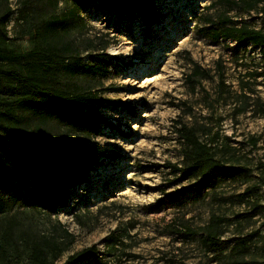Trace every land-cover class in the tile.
Segmentation results:
<instances>
[{
	"label": "rangeland",
	"instance_id": "374dc122",
	"mask_svg": "<svg viewBox=\"0 0 264 264\" xmlns=\"http://www.w3.org/2000/svg\"><path fill=\"white\" fill-rule=\"evenodd\" d=\"M9 3L5 48L28 51L24 7L20 0ZM260 8L248 11L240 0H155L159 18L149 25L95 5L83 9L85 27L72 41L83 65L104 71L82 69L72 84L97 98L128 102L133 111L105 102L94 106L112 124L95 132L84 120L43 123L57 143L99 154L83 182L70 184L66 203L52 210L36 203L20 160L0 155V234L5 220L15 223L7 257L26 264L28 239L45 237L58 244L49 264L91 246L99 258L94 264H264V57L252 45L212 35L234 25L264 33ZM115 48L120 53H112ZM194 66L210 78L192 87ZM36 123L30 118L25 124ZM181 124L232 168L217 171L213 187L197 190L202 176L183 170L185 147L176 133ZM188 187L194 190L169 199ZM212 221L218 241L204 245L201 235ZM240 239L249 249L232 255Z\"/></svg>",
	"mask_w": 264,
	"mask_h": 264
},
{
	"label": "trees",
	"instance_id": "16d2710c",
	"mask_svg": "<svg viewBox=\"0 0 264 264\" xmlns=\"http://www.w3.org/2000/svg\"><path fill=\"white\" fill-rule=\"evenodd\" d=\"M67 1L20 0L24 7L21 17L29 24L28 37L32 47L24 52H9L5 48L8 40L5 25L11 16V7L9 0H0V155H13L20 160L24 171L31 177V191L36 203L46 210L66 203L70 184L83 182L96 166L99 154L95 150L88 152L77 146L57 143L46 136L43 123L57 117L74 126L84 120L89 130L95 132L101 124L109 127L112 124L94 106L105 102L128 112L133 111L128 102L97 98L91 91L81 90L72 84L82 69L90 75L104 71L99 65H83L82 51L72 41V34L85 27L80 12L89 5H95L116 13L119 19L132 21L138 17L147 25L157 22L159 18L155 0H71L69 5ZM240 1L248 11H255L258 5L264 7V0ZM64 2L65 7L59 9ZM222 23L228 24L224 20ZM212 35L216 39L223 35L238 44L252 45L264 57V33L261 30L234 25L215 31ZM103 56L108 60H117L113 55ZM207 78H210L208 71L194 66L188 83L193 87L198 84V79ZM220 85H224L221 78ZM30 118L37 121L31 127L26 125ZM176 133L185 147L183 170L195 171L202 176L197 190L213 187L217 171H233L214 158L211 147L199 141L193 128L181 124ZM171 167L181 171L174 165ZM193 190L192 187L184 188L169 195V199L177 200ZM4 224L0 234V257H4L1 264H15L7 257L15 223L8 219ZM203 230L206 235H201V242L216 245L218 237L213 232V221ZM57 247L58 244L50 238L28 239L26 264H49L50 252ZM248 249L247 240L240 239L231 254L237 255ZM261 259V263H264V243ZM98 260L96 248L91 246L69 255L62 264H94Z\"/></svg>",
	"mask_w": 264,
	"mask_h": 264
},
{
	"label": "bare ground",
	"instance_id": "6f19581e",
	"mask_svg": "<svg viewBox=\"0 0 264 264\" xmlns=\"http://www.w3.org/2000/svg\"><path fill=\"white\" fill-rule=\"evenodd\" d=\"M120 51H121V50H119V49H116V48H115V49H113V50L111 49V52H112V53H120Z\"/></svg>",
	"mask_w": 264,
	"mask_h": 264
}]
</instances>
